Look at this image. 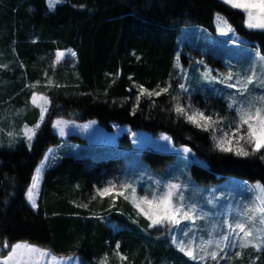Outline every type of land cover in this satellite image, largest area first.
Masks as SVG:
<instances>
[{"label": "trees", "instance_id": "trees-1", "mask_svg": "<svg viewBox=\"0 0 264 264\" xmlns=\"http://www.w3.org/2000/svg\"><path fill=\"white\" fill-rule=\"evenodd\" d=\"M217 14L264 54V33L246 30L243 14L220 0H63L52 10L47 0H0L2 245L26 242L75 256L79 264H194L167 237L154 236L127 201L98 194L103 183L120 174L117 159L90 163L66 154L44 171L36 211L25 194L46 151L61 144L51 130L57 117L93 120L106 132L121 126L170 137L175 147L190 148L206 165L187 166V178L196 187L226 177L264 184L260 157L217 151L209 132L173 110L170 83L177 34L184 27L213 32ZM65 50L75 54V67L53 69L51 54ZM140 86L149 91L168 87V92L149 98L140 95ZM34 93L50 99L46 118L31 148L22 138L9 144L6 132L19 133L23 125L38 122L39 112L30 104ZM212 99V106L223 109L225 101ZM191 100L205 104L198 93ZM120 141L127 144L125 138ZM143 159L155 171H175L171 155L146 152ZM251 262L264 264V252L247 249L237 264Z\"/></svg>", "mask_w": 264, "mask_h": 264}, {"label": "rangeland", "instance_id": "rangeland-1", "mask_svg": "<svg viewBox=\"0 0 264 264\" xmlns=\"http://www.w3.org/2000/svg\"><path fill=\"white\" fill-rule=\"evenodd\" d=\"M220 1L223 2V0ZM53 8L54 7L49 9L52 10ZM233 10L242 13L244 20L243 12L238 9ZM217 23L218 21L216 15L213 20V32L200 27H184L179 30L177 34V54L171 75L170 87H172L173 96H178L179 102L184 106H187L189 103H191L193 108H199L201 111H204L206 115L219 113L221 117L231 119L235 118L236 113L234 110H228L226 94H233L237 95L238 97L239 94L236 92V89H229L225 87L224 83H216L213 80H205L203 78L205 65L211 71V75L213 77H216V79L218 80H222L223 76L230 71L234 74H251L249 72V58L252 55L251 50L254 49V47L251 46V44L246 39L238 36L236 32L235 37L238 38L237 43H231L232 34H229L228 36H221L220 34H218ZM243 27L248 31H253L247 29L244 26V23ZM58 52L62 53L59 58L57 57ZM58 52H54L50 56L51 66L53 69H58L59 67L66 66L68 68L75 67L77 60L75 54L71 50ZM196 61H203V64H197ZM256 71L259 73L260 71H262V69L260 67H257ZM232 82L235 81L233 80ZM180 84H183L187 91H182L180 88ZM249 88L253 89V95H264V88L255 87L254 85H249ZM197 93L200 94L203 101H205V104H202L200 106V103L192 102L191 99L193 94ZM35 95L37 98L36 104H33L32 102L33 95L30 99V104L33 107L37 108L39 112L38 122L40 123L41 127L50 108V99L42 94ZM214 96L225 101L226 104L223 109H221L219 106H212L215 102L212 99ZM41 97H46L47 102H45L44 99H41ZM239 98L243 99L242 97ZM176 102L177 101L173 100L174 104ZM41 108L45 109L43 113V120H41ZM57 121H61V123L54 127L53 125ZM26 126L27 125H23L19 133H15L12 131L11 133L13 135L11 137L8 135L9 132L5 131L7 133L6 136L9 139L8 143L13 144L20 138H22L25 141L26 146L30 148L29 142L24 137L23 132ZM34 126L27 127L33 128ZM221 126L223 127V125ZM40 127L36 129V134ZM51 130L61 140V144L58 147H50L33 172L32 178L34 175H36L37 168L40 169L37 187L33 189V199L36 203V208L44 171L54 165V163L61 156L69 153H71L75 158H84L90 163H96L108 159H117L122 163L120 174L114 179L108 180L103 183L98 189L107 187L109 181H112L114 184H116L117 189H119V186L122 183H130L136 188L137 196H143L145 195V190L155 189V180L180 183L184 185L186 189H190V191H186V195L193 198L194 200H198L199 203L203 205L204 210L210 213V218L207 222L197 221V226L199 227V229H201L196 231L197 243L199 242V238L201 236H203L204 239L208 238V230L211 228V224L215 219L211 216V213L215 212L217 209L211 208L206 203V198L209 196V190H214L216 196L222 197V199L220 200V204H231L233 208L239 205L241 210H243L244 205L251 200L252 194L245 190V181L237 178L226 177L220 181H216L215 183L201 187L192 185V183L187 178L189 172L187 170V166L193 163L200 167L206 168V165L202 161L197 159V157L192 152L190 154H184L182 152V149L184 147H175L172 141L171 143L164 141L162 137L165 135L163 134L153 136L140 131L133 132L128 127L121 126H114L111 132H106L105 130L100 128L99 125L93 120L85 122H75L73 120H66L61 117L53 119V121L51 122ZM61 130H63V134H61ZM0 133H2L1 128ZM209 134L211 135L210 132ZM217 135H222V133H217ZM34 138L35 136L31 140V146ZM121 138H125L127 144L121 142ZM146 152H157L173 156L175 161L172 165L173 167L175 165V171L169 173L168 169L163 167L157 168L156 171L151 169L149 167V164H147V162L143 159V155ZM178 152L180 153L179 155L177 154ZM256 156L259 157L258 154ZM256 156H251L249 158ZM261 160L264 163V159ZM32 178L28 188L32 184ZM255 183L257 182H248L249 185H253ZM128 195V200H125L122 196H112L114 197V199L121 198L127 201L134 208V211L139 216H141L131 203V189L128 190ZM150 195L151 192L149 191V197ZM26 200L32 210L36 211V208L34 209L32 207V204L28 201L27 198ZM105 224L110 227H115L114 224L108 221H105ZM188 226L190 228L194 227L191 224H189ZM256 226L264 227L259 225L258 223ZM150 230L155 231L154 236L167 237L170 240L171 244L175 247V245L172 243L171 235L169 234L167 229L161 228ZM180 237L184 239L182 233L180 234ZM3 245L0 243V259L7 256L8 252L11 250L10 247L4 248ZM10 245L12 244H9V246ZM35 247L46 250L48 254L42 256L39 252L31 254L25 253L24 264H79L78 258L75 256L59 255L55 254L50 248H41L38 246ZM247 249H251V251L257 252L251 246L244 249H240L238 246L236 248H228L226 252L221 253V255H223L225 258H218V264H237V261L241 259L243 253L245 252V250L247 251ZM236 252H240L241 255L239 257H236ZM252 263L253 262H251L250 264ZM202 264H217V262L211 261L209 259L205 262H202Z\"/></svg>", "mask_w": 264, "mask_h": 264}, {"label": "snow or ice", "instance_id": "snow-or-ice-1", "mask_svg": "<svg viewBox=\"0 0 264 264\" xmlns=\"http://www.w3.org/2000/svg\"><path fill=\"white\" fill-rule=\"evenodd\" d=\"M63 0H48L49 8L55 4L62 3ZM225 5L232 9H238L244 13V26L253 31L264 33V0H223ZM217 32L221 36L232 34L231 43L236 44L238 38L235 37V29L224 17L217 14ZM252 55L249 60V72L251 74H239L228 72L223 76L222 80L216 79L211 75V71L205 65L203 78L205 80H213L216 83H224L229 89H236L239 94H226L227 108L229 111H235V118L226 119L214 113L206 115L199 108H193L191 103L184 106L179 102L178 96H172L174 101L173 110L178 117L182 116L186 123L191 124L196 129L203 132H210L214 142L215 149L224 154L234 155L237 158H249L257 154L264 159V95H253V89L249 85L264 88V54L259 48L251 50ZM62 53H57L59 58ZM197 64H203V61H196ZM260 67L262 71H256ZM235 82H232V81ZM182 91H187L183 84H180ZM168 87L161 88L159 91H149L140 86V95L160 96L167 93ZM36 95L33 94L32 102L36 104ZM47 102L46 97H41ZM140 96H137V103ZM45 109L41 108V120ZM135 111V110H133ZM61 121L54 123V127L59 125ZM223 125V127L221 126ZM40 127L38 122L33 128H24V137L29 142L31 148V140L36 135V129ZM222 133V135H217ZM63 134V130H61ZM11 137L13 134L10 132ZM162 139L171 143V138L163 136ZM184 154H190L191 149L184 147ZM180 154L179 152L177 153ZM186 158V157H185ZM40 169L37 168L36 175L32 178V184L26 192V198L36 208L33 199V189L37 187ZM156 187L152 190H145V195L137 196L136 188L130 183H122L117 189V185L112 181L108 182V186L98 189V194L103 196L115 195L129 199L128 190L131 189V203L137 212L143 216L148 222L147 229H167L171 235L172 243L177 251L182 253L188 260L194 264H202L207 260L217 262L218 258L224 259L221 253L226 252L228 248L240 249L251 246L257 252H264V227H257V223L264 226V184L257 182L249 185L244 182L245 190L252 194L251 200L246 203L241 210L237 205L235 208L231 204H220L222 197L215 195L214 190H209V196L206 203L211 208L217 209L211 213L214 222L208 230V238L203 236L199 238L197 243L196 231L201 230L197 226V221H208L210 213L204 210L202 204L198 200L186 195V187L180 183L171 181L163 182L161 180L154 181ZM149 191L151 195L149 197ZM135 223V221H133ZM191 224L194 227L190 228ZM183 234L184 239L180 237ZM4 248H11L8 255L0 259V264H24L25 253L39 252L42 256L47 255V251L39 249L28 243H15L9 246L8 242H4ZM119 248V245H117ZM211 249V250H210ZM121 261L126 257L119 252L116 253ZM240 252H236L235 256L239 257Z\"/></svg>", "mask_w": 264, "mask_h": 264}]
</instances>
